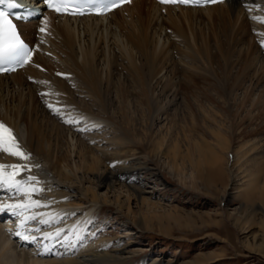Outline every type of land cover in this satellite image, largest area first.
<instances>
[{
	"label": "bare ground",
	"instance_id": "6f19581e",
	"mask_svg": "<svg viewBox=\"0 0 264 264\" xmlns=\"http://www.w3.org/2000/svg\"><path fill=\"white\" fill-rule=\"evenodd\" d=\"M198 19L208 21V34L204 31L198 33L193 31L194 22ZM253 22L261 24L262 28L260 29L264 31V0H229L206 7L171 6L158 4L154 0H132L105 16L69 17L47 12L36 21L22 24L23 36L33 45V53L23 68L11 74H0V124L11 130V135L15 137V143L19 145L17 149L9 139V134L0 129V134H2L0 135V165L5 166L6 181L4 186H0V206L28 204L32 200L39 201L43 206L35 207L32 211H25L20 218L12 216L8 211L0 213V264H130L128 262V259L131 258L129 255L135 253L127 251L126 247H120L119 243L114 245L116 248L113 251H108L106 242L108 244L110 241L106 238L96 239L95 243L91 242L92 244L89 243L87 246L85 244L84 249L80 247L82 246L80 244L82 227L79 225L86 226L88 224L86 220L82 219L83 208L86 207L92 210L99 204L115 205L121 211L125 210L127 215H132L133 223L140 227L142 232L154 230L155 224L159 226L160 231L164 229L165 232L166 229L170 230L171 219L178 222L181 218L177 209L158 213L156 208L158 209L160 202L151 199L155 195L141 186L129 184L134 180L127 173L137 169L149 171L150 169L145 164L143 167H139V164L132 162L133 166L130 165L126 172L120 171V168L112 170L105 168L108 167L107 165L102 166L105 164L104 157L102 159L98 156L88 157L87 148L77 145L75 136L78 129L74 130V124L68 129L64 125H57L47 112L48 105L44 106L41 103V93L51 90L47 87L44 89V84L53 86L56 93H61L64 102L58 105L63 109L68 107L70 109H67L68 112H76L78 107L74 97L75 91L68 86V81H71L75 87L82 88L91 94L97 99V106L103 112H107L110 104L111 80L109 79L107 87L104 88L99 65L101 63L105 65L108 72L109 66L112 67L121 61L131 76L132 85L139 90L137 93L138 104L142 108L145 107V111L150 116L154 111L153 82H156L154 80L158 78L162 70V67H159L161 70L158 68V64L165 63L168 57L167 49L164 46L159 48L157 37L154 41V36L158 34L159 41L162 32L166 31L169 37L174 36L178 40L184 41L190 39L191 35L188 33V29H190L196 44L197 39L202 40V48H197L198 54L205 57L209 64L218 62L222 72L218 73L213 68L211 76H198L195 79L191 78L190 81L185 80L180 83L178 89L186 94L193 92V95L194 93L197 95L194 97L199 112L202 113L201 117L204 118L203 121L206 123L217 122V117L225 119L226 116L230 120L228 121L231 125L228 127L231 131L230 129L228 131L227 127L225 128L226 124H222L223 120L219 122L220 126L217 123L219 129L210 132L217 148L208 144L209 142L204 143V140L203 142L198 141L194 136L187 137L186 141L189 142L190 148L188 154L185 155L194 166L200 165L194 159L196 154L201 156V160L202 158L206 160L208 168H205L204 181L214 184L212 185L214 191H218L217 187H214L215 185L218 183L227 184L226 171L222 163L224 155L231 149V143L236 139L235 128L242 123L244 117H241V121L237 122L238 107L236 111L227 107L224 109L213 97V92L225 102L233 94L235 88L241 86L243 80L250 75L256 60L264 63L260 56H256V52L253 53L254 48L258 50L262 47V45L259 47L256 44L255 37L257 35L254 30L259 29ZM212 41H214L217 50L215 53L211 52ZM246 43H249L247 51H243L244 46L238 51V60L242 65L241 73L236 76L230 74L235 48L246 45ZM112 53H114L113 56H111ZM262 70L264 73V66ZM58 75H67L68 79L61 80ZM258 79L263 80L264 78ZM159 83L161 82L158 81L157 84ZM200 83H203V86L198 87ZM171 85L168 79L164 84L166 93L171 90ZM195 89L196 91H193ZM116 92L120 103L119 111L123 118L122 124H126L122 126L124 128L123 136L117 137V141L125 144L131 143L132 140L133 143L137 136L129 131L132 121L127 113L129 105L133 102H129L127 87L119 86ZM186 98L187 108L193 111L191 119L198 126L200 115L197 116L193 101H190L188 96ZM201 98L211 104H204ZM46 99L51 102L59 100L51 96L50 93ZM244 99L246 100V98ZM252 99L254 100L251 98V101ZM248 100H250L249 96ZM255 102L253 101V105ZM221 110L225 112V116L218 113ZM261 111L257 112V120L264 117V112ZM50 112L55 113V110ZM81 112L85 116H92V113L87 109H83ZM65 117L67 120L71 119V116ZM75 118L79 121L77 117ZM88 121H82L78 125L87 124L88 126ZM203 121L201 122L203 123ZM100 124V122L93 123V125ZM65 129L68 130L66 137L63 133ZM184 136L186 137L187 133ZM61 140L66 142L67 153L65 156L56 154V148H59ZM164 141L160 140L151 144L153 154L159 153L164 146ZM180 149L179 143L176 142L165 153L173 160V166L178 171L180 169L177 162H179V158L185 157L182 156ZM12 151H22L29 158L23 159L20 156L12 155L10 154ZM76 152L79 165L70 161ZM236 152L240 157V150ZM157 153L155 154L157 155ZM247 153L248 151H243V156ZM134 155L136 153H123V155L117 154L116 158L121 160L123 157ZM38 158L44 160L46 165L39 162ZM260 170H256L257 174ZM198 171L204 174V171ZM86 173L92 174L94 183H91L85 176ZM30 177L37 178L36 181L40 184L33 182L24 185L18 192L7 187V183L14 180H26ZM120 179L124 181L123 184H126H121V186L127 187L128 195L125 201L119 194L109 196L99 193L100 187H105L107 190L113 189L117 186L116 181ZM256 180L251 182L250 188L247 189L248 191L255 190L254 197L264 198V180L260 188L258 187L259 179L258 182ZM87 182H90L91 185L94 184L95 187H88ZM33 187L43 190L33 194ZM44 194L46 196H43ZM223 198L225 199V196ZM133 201L138 204L139 212L132 210L131 202ZM250 207L252 210H246V218L254 216L260 209V206L258 207L256 204ZM33 214L38 219L52 220V223L30 222L27 227L39 228V232L31 233V235L55 234L57 230H61L59 239L42 246L39 242H28L17 237L15 235L17 231L23 233V229L18 227L21 219ZM236 221L238 225L242 224L241 219L237 218ZM84 238L83 243H85ZM262 240L264 241V235ZM31 245L33 249L30 250L28 246L31 247ZM126 261L127 263H124Z\"/></svg>",
	"mask_w": 264,
	"mask_h": 264
},
{
	"label": "rangeland",
	"instance_id": "374dc122",
	"mask_svg": "<svg viewBox=\"0 0 264 264\" xmlns=\"http://www.w3.org/2000/svg\"><path fill=\"white\" fill-rule=\"evenodd\" d=\"M253 23L259 29L254 30L255 35H257L255 37L257 39L256 44L259 47L262 45L258 50L254 48L253 53L256 52V56H260L261 60L264 61V31L260 29L262 28L261 24L258 22ZM205 26L207 29L204 28ZM193 28L195 33L204 31L208 34L209 23L206 19H198L194 22ZM188 30L189 35H191L190 39L184 41L178 40L174 36L169 37L166 31L162 32L159 41L158 34L154 36V41L157 37V46L159 48L164 46L167 49L168 57L165 63L158 64V68L162 67V70L159 68L161 73L154 80L156 82H153L154 111L150 116L145 111V107L143 109L138 104L137 93L139 90L132 85L131 76L127 73L125 65L121 61L112 65V67L109 66L108 72L105 65L102 63L99 65L104 80L103 87L106 88L109 79L111 80L110 104L107 112H103L97 106L96 98L82 88L75 87L71 81L67 83L75 91L74 97L78 107L76 112H68L70 110L68 107L63 109L58 105L64 102V97L61 93H56L51 85H43L44 89L47 87L51 90L47 92L48 94L41 93V103L44 106L48 105L47 112L57 125H64L68 129L74 124V130L78 129L75 136V140L78 142L77 145L87 148L88 157L98 156L101 159L104 157L105 164L102 166L107 165L108 167L105 168L112 170L120 168V171L126 172L128 167L130 165L133 166L135 162L139 164V167H143V164H145L150 169L149 171L137 169L133 171L134 174L132 171L127 173L134 180L133 183L129 184L141 186V188L155 195L151 199L160 202L158 209L156 208L158 213L177 209L178 215L181 216L178 222L175 219L170 220V230L166 229L164 232L163 229L160 231L159 226L155 224L154 230L142 232L141 228L133 223L132 215H127L125 210L121 211L115 205L99 204L92 210L86 207L87 209L83 208L82 219L86 220L88 224L83 227L80 225L82 227L80 236L85 237V243H83L82 238L80 241L82 246L80 247L84 249L85 244L87 246L89 243L92 244L101 238H106L110 241L108 244L106 242L108 251H113L116 248L114 245L119 243L121 244L120 247H126L127 251L135 253L129 255L131 257L128 259L130 264H264V241L262 240L264 235V198L254 197L253 192L255 190L248 191L251 182L253 183L256 179H259V182L256 181L260 188L264 180V117L256 119L257 112L260 110L264 112V104H262L264 103V79H258L264 78L262 70L264 63L256 60L250 75L243 80L241 86L235 88L233 94L225 102L213 92L215 95L213 97L224 109L226 107L234 111L239 109L237 122H240L243 117L245 119H242L244 122L242 121L235 128L236 139L231 143L233 146L231 145V149L226 151L222 161L228 177V180L226 177V183H229V185L216 183L218 186L215 185L214 187H217L218 191H214L212 187L214 184L204 181L205 168H208L207 163H205L206 160L203 158L201 160V156L196 154L194 159L200 165L194 166L192 161L186 157L187 155L185 154H188V149L190 148V144L186 140L187 137L194 136L198 141L203 142L204 140V143L209 142L208 144L216 147L210 132L218 130L221 124L219 122H222V120V124H226L225 128L227 127L228 131L231 124L223 110L218 113L221 116L224 114L225 119L217 117V122L206 123V121L202 120L204 118L201 117L202 113L199 112L197 106L195 99L197 95L195 93L193 95V92L186 94L178 89L180 83L185 80L190 81L191 78L195 79L198 76H211L213 68L218 73L222 72L218 62L209 64L205 57L198 54L197 48H202V40L197 39L196 44L191 30ZM36 35L39 36L38 34ZM248 45L249 43H246V45H240V47L235 48L236 53L234 52L235 55L232 58L233 63L230 66V74L236 76L241 73L242 65L239 62L240 60H238V51L243 46V51H247ZM210 48L212 53L217 51L214 41L211 42ZM113 55L114 53L111 54V56ZM36 56L38 58L39 52ZM253 74L255 77H253ZM54 75L56 76V74ZM58 76L61 80L68 79L67 75ZM168 79L172 85L171 90L166 93L164 84ZM158 81L161 83L157 84ZM119 86L128 88L129 102H133V104L129 105L127 113L132 121L131 126L129 125V131L137 136L136 143L135 139L133 143L131 140V143L127 142L125 144L117 141V137L124 134L122 126L126 125L122 124L123 118L119 111L120 103L116 92ZM201 86H203V83L198 85V87ZM193 91H196V89ZM49 93L59 100L57 102L48 101L46 97L49 96ZM246 93L250 100H248ZM186 96L189 97L190 101H193L197 116L198 114L200 115V124L198 126L191 119L193 111L187 108ZM251 98H254V100L252 99L251 101ZM201 99L204 104H211L206 99ZM253 101H256L254 105ZM83 109L89 110L92 116H85L81 112ZM51 110H55V113L50 112ZM65 116H71V119L67 120ZM92 118L96 119L93 120ZM85 120H89L88 126L87 124H84L86 127L78 125V123ZM94 122H100L101 124L93 125ZM67 129L63 132L65 137L68 132ZM185 133H187L186 137L184 136ZM160 140H165L164 146L159 153L155 152L157 155L153 154L151 144ZM176 142L181 147L182 156H185L179 158V162H177L179 171L173 166V160L165 154L167 149ZM237 150H240V157L236 154ZM77 151L79 150L77 149ZM243 151H248V155L243 156ZM66 153V142L61 140L59 148H56V154L65 156ZM123 153H136V155L123 157L118 160L119 158H116V155H123ZM38 160L46 165L44 160L39 158ZM70 161L79 165L77 152L70 158ZM257 169H261L260 174H257ZM198 170L204 171V174ZM85 176L88 177L91 183H94L91 173H86ZM201 176L202 178H200ZM123 182L122 179L117 180V186L113 189L107 190L105 187H100L98 191L101 195L112 196L119 194L121 199L125 201L128 192L127 187L121 186ZM76 185H78L77 182ZM86 185L92 188L95 187L90 182H87ZM77 195H79L78 192ZM43 196L46 195L44 194ZM223 196H225V199ZM254 204L258 207L260 206V209L257 210L254 216H247L246 218L245 213L251 211L250 206ZM131 207L133 211L139 212V206L136 201L131 202ZM237 218L242 220V224L238 225L236 223ZM87 227L89 230H87ZM84 231L88 234H84ZM28 247L30 250L33 249L32 245ZM124 263H127V261Z\"/></svg>",
	"mask_w": 264,
	"mask_h": 264
},
{
	"label": "snow or ice",
	"instance_id": "6c2138e0",
	"mask_svg": "<svg viewBox=\"0 0 264 264\" xmlns=\"http://www.w3.org/2000/svg\"><path fill=\"white\" fill-rule=\"evenodd\" d=\"M41 2H43L46 7L53 8L55 11L60 12L62 9L66 10L68 5H78L79 0H41ZM162 2H176V0H162ZM179 2L183 4L199 3V0H179ZM117 3L118 0H111L112 6H116ZM0 6H3L0 7V72L13 71L15 70V67H22L28 62L30 52L25 42L20 39L17 26L13 23V20L10 17H15L16 19H27L33 15L35 8L29 9L28 5L24 3V0H0ZM5 9H21L25 14L20 15L15 12L9 13ZM41 31H43V29H41ZM4 65H8V67L6 68ZM0 129L9 134V139L18 149L19 145L15 143V137L11 135V130L6 129L3 124H0ZM10 154L20 156L23 159L29 158L22 151H12ZM4 168V165H0V186H4L6 183ZM9 179H11V177H9ZM33 182L38 183L35 177H30L26 180H14L11 183H7V187L12 189L14 192H18L22 186ZM42 190L43 189L33 187L32 193L35 194L36 192ZM41 206L43 205H41L39 201L32 200L28 204L20 203L0 206V213L8 211L12 216L20 218L25 211H32L33 208ZM32 221H36L38 224L52 223V220L38 219V217L33 214L21 219L18 227L23 229V233L21 231H17L15 235L28 242H39L42 246H46L48 243L59 239L61 230H57L55 234L44 233L42 235H31V233L39 232L38 227H27V225Z\"/></svg>",
	"mask_w": 264,
	"mask_h": 264
}]
</instances>
